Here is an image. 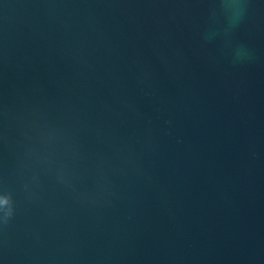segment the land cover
<instances>
[{
  "label": "water",
  "instance_id": "water-1",
  "mask_svg": "<svg viewBox=\"0 0 264 264\" xmlns=\"http://www.w3.org/2000/svg\"><path fill=\"white\" fill-rule=\"evenodd\" d=\"M0 264H264V0H0Z\"/></svg>",
  "mask_w": 264,
  "mask_h": 264
}]
</instances>
